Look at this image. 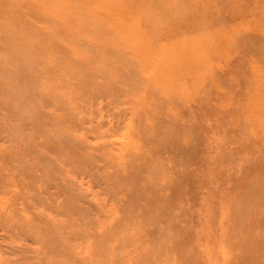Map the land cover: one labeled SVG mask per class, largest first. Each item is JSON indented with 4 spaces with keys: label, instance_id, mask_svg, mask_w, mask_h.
<instances>
[{
    "label": "rangeland",
    "instance_id": "rangeland-1",
    "mask_svg": "<svg viewBox=\"0 0 264 264\" xmlns=\"http://www.w3.org/2000/svg\"><path fill=\"white\" fill-rule=\"evenodd\" d=\"M0 264H264V0H0Z\"/></svg>",
    "mask_w": 264,
    "mask_h": 264
},
{
    "label": "bare ground",
    "instance_id": "bare-ground-1",
    "mask_svg": "<svg viewBox=\"0 0 264 264\" xmlns=\"http://www.w3.org/2000/svg\"><path fill=\"white\" fill-rule=\"evenodd\" d=\"M34 1H36V4H38V0H34ZM46 1H48V0H46ZM56 6H57V4H56ZM117 7V6H116ZM124 12V11H123ZM186 22V21H185ZM162 44V43H161ZM178 46V45H177ZM181 48V47H180ZM178 53H180V52H178ZM181 54V53H180ZM181 55H183V54H181ZM167 56V55H166ZM185 56H186V54H185ZM187 57V56H186ZM164 58V57H163ZM167 59H168V57H167ZM171 59V58H170ZM161 64V63H160ZM159 64V65H160ZM164 71V70H163Z\"/></svg>",
    "mask_w": 264,
    "mask_h": 264
}]
</instances>
